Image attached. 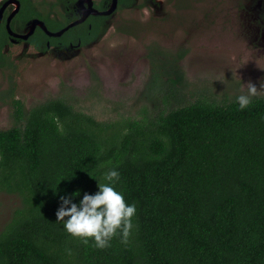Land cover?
Masks as SVG:
<instances>
[{
	"label": "trees",
	"instance_id": "obj_1",
	"mask_svg": "<svg viewBox=\"0 0 264 264\" xmlns=\"http://www.w3.org/2000/svg\"><path fill=\"white\" fill-rule=\"evenodd\" d=\"M19 2L14 32L33 18L52 32L75 18L53 20ZM107 15L59 37L36 26L22 41L39 51L47 41L86 45L105 31ZM9 37L1 25L0 50ZM180 58L159 60L152 75L163 99L177 104L166 113L99 121L62 97L28 110L13 101L14 122L0 129V192L17 195L20 206L0 230V264H264V97L243 110L206 97L182 104ZM108 167L136 214L126 242L118 233L99 249L68 234L55 212L59 196L95 192Z\"/></svg>",
	"mask_w": 264,
	"mask_h": 264
},
{
	"label": "rangeland",
	"instance_id": "obj_2",
	"mask_svg": "<svg viewBox=\"0 0 264 264\" xmlns=\"http://www.w3.org/2000/svg\"><path fill=\"white\" fill-rule=\"evenodd\" d=\"M70 1L30 3L57 19L67 2L83 14L101 0ZM4 2L5 20L15 4L0 0V9ZM112 3L101 1L107 10ZM110 13L105 31L86 45L39 51L28 42L7 43L0 56V129L14 122V100L28 110L62 97L99 121L166 113L177 104L163 99L152 75L159 60L179 54L182 104L200 97L228 103L246 93L248 82L264 97V0H135ZM19 206L17 195L0 192V230Z\"/></svg>",
	"mask_w": 264,
	"mask_h": 264
},
{
	"label": "clouds",
	"instance_id": "obj_3",
	"mask_svg": "<svg viewBox=\"0 0 264 264\" xmlns=\"http://www.w3.org/2000/svg\"><path fill=\"white\" fill-rule=\"evenodd\" d=\"M247 91L237 95L235 100L240 110L246 109L252 98L260 95L255 84L248 82ZM259 88H264L260 83ZM103 182H97V190L84 192L76 201L73 193L59 196V206L55 212L56 221H61L63 229L72 237H78L84 243L91 238L99 249L110 246V241L118 233L122 242H126L133 228L132 218L136 214V205L127 203L121 191L115 185L120 174L115 167H108L101 173Z\"/></svg>",
	"mask_w": 264,
	"mask_h": 264
},
{
	"label": "water",
	"instance_id": "obj_4",
	"mask_svg": "<svg viewBox=\"0 0 264 264\" xmlns=\"http://www.w3.org/2000/svg\"><path fill=\"white\" fill-rule=\"evenodd\" d=\"M112 5L110 7L109 10H106V11H98L96 10L95 8H93L92 6H90L83 14L80 18H78L77 20L71 22L70 24H68L67 26H65L64 28L58 30V31H55V32H52L50 30H48L46 28V26L44 25V23L38 19H32L30 22H28V32L27 33H22V34H19V33H16L14 31L11 30L10 26H9V23L13 17V15L15 14V12L17 11L18 9V1L16 0H8V3H14L15 4V8L12 10V12L7 16L6 18V24H5V27H6V30L8 32V34L11 36L12 39H22V40H26L30 34L34 31V28L36 26H39L48 36L50 37H57V36H60L62 35V33H64L66 30H68V28L78 24V23H81L83 22V20L90 14H92V12L94 14H110V12L112 10L115 9L116 7V3H117V0H112ZM7 5L6 2H4V4L2 5L1 9H0V22H1V17H2V12L5 8V6Z\"/></svg>",
	"mask_w": 264,
	"mask_h": 264
},
{
	"label": "flooded vegetation",
	"instance_id": "obj_5",
	"mask_svg": "<svg viewBox=\"0 0 264 264\" xmlns=\"http://www.w3.org/2000/svg\"><path fill=\"white\" fill-rule=\"evenodd\" d=\"M16 1H18V4H20V2H19V0H16ZM75 0H71L70 2H74ZM78 2H81V0H78ZM69 2H67L66 3V5H65V7H64V10H63V13H60V14H58V18L57 19H55V20H61L62 22L65 20V18H72V17H75L74 19H72L70 22H68L65 26H67L68 24H70L71 22H73V21H75V20H77L78 18H80L81 16H82V12H81V9L79 8V9H70L69 7V4H68ZM84 3H87V2H84ZM9 4H14V3H9ZM96 3H94L93 5H92V7L93 8H95L94 7V5H95ZM131 6V5H130ZM130 6H127V7H124L125 9H127V8H129ZM101 7H102V5H101ZM118 0H117V3H116V7H115V9L116 10H118ZM18 8H19V5H18ZM103 8V7H102ZM96 9V8H95ZM96 10H98V11H106L107 9L106 8H103V9H101V10H99V9H96ZM4 11V10H3ZM76 12V13H75ZM81 12V13H80ZM10 13L8 12L7 13V16L9 15ZM81 15V16H80ZM97 16V15H101V14H90V15H88L84 20H83V22H81V23H78V24H76V25H74V26H72V27H70V28H68V30H70V29H72V28H75V26H77V25H80V24H82V23H84L86 20H87V18L89 17V16ZM7 16L5 17V18H7ZM107 16H109V17H107L108 19H104V22L102 23V27H104L105 29H106V23H107V21L108 20H110L111 19V17H112V13H110V14H108ZM33 19H38V18H33ZM53 19V18H52ZM54 20V19H53ZM12 19H11V21H10V23H9V26H10V28H11V23H12ZM41 21V20H40ZM43 22V21H42ZM44 23V22H43ZM5 24H6V19L4 20V18H3V12H2V17H1V22H0V26L1 25H3L4 26V28H5V30H6V27H5ZM26 26V25H25ZM65 26H63V27H61L60 29H62V28H64ZM37 27H39V26H37ZM88 27L90 28V25H88ZM40 28V27H39ZM59 29V30H60ZM11 30H12V28H11ZM68 30H66V31H68ZM13 31V30H12ZM22 31H23V29H22ZM58 31V30H57ZM65 31V32H66ZM6 32H7V30H6ZM64 32V33H65ZM16 33H18V32H16ZM23 32H20L19 34H22ZM7 34H8V32H7ZM63 34V33H62ZM61 36V35H60ZM57 37H59V36H57ZM12 40V38L11 37H9V39H8V42H6V43H4L3 44V47H2V50H0V56H1V53L3 52V48H5V46L7 45V43H9L10 41ZM15 40H17V41H21V42H27V41H22V39H15ZM77 40V41H76ZM32 45V44H31ZM74 45H81V43H80V40H78V39H75V40H73V42H71V41H69L68 43H67V46H63V47H72V46H74ZM46 46H47V48H49L50 46H53V45H50V43H49V41H47L46 42ZM58 46H62V45H58ZM3 58H4V55H3ZM30 109V108H29Z\"/></svg>",
	"mask_w": 264,
	"mask_h": 264
}]
</instances>
